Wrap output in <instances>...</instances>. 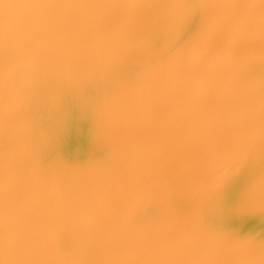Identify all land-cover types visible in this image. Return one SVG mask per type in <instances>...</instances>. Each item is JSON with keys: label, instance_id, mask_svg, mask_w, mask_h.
<instances>
[{"label": "bare ground", "instance_id": "obj_1", "mask_svg": "<svg viewBox=\"0 0 264 264\" xmlns=\"http://www.w3.org/2000/svg\"><path fill=\"white\" fill-rule=\"evenodd\" d=\"M0 264H264V0H0Z\"/></svg>", "mask_w": 264, "mask_h": 264}, {"label": "water", "instance_id": "obj_2", "mask_svg": "<svg viewBox=\"0 0 264 264\" xmlns=\"http://www.w3.org/2000/svg\"><path fill=\"white\" fill-rule=\"evenodd\" d=\"M179 54H180V52H179Z\"/></svg>", "mask_w": 264, "mask_h": 264}]
</instances>
